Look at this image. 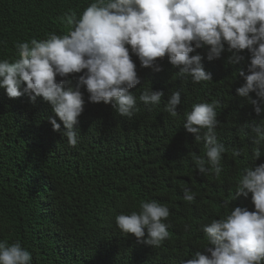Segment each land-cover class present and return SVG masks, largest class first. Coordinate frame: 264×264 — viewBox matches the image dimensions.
I'll return each instance as SVG.
<instances>
[{
  "label": "trees",
  "instance_id": "obj_1",
  "mask_svg": "<svg viewBox=\"0 0 264 264\" xmlns=\"http://www.w3.org/2000/svg\"><path fill=\"white\" fill-rule=\"evenodd\" d=\"M92 2L0 0V60L18 59V42L67 35L63 18L72 13L79 18ZM197 53L212 81L194 83L178 76L167 57L158 58V72L141 67L130 53L140 79L130 91L137 97L150 87L164 93L159 106L138 100L131 118L118 115L110 104L89 102L81 87L84 107L75 126V147L61 135L63 124L42 98H9L0 88V241L19 242L31 253L32 264H185L197 252L207 254L203 225L225 218L237 206L253 211L251 194L235 196L243 170L264 163V145L253 160L257 146L246 127L258 124L264 113L257 116L236 94L244 83L239 72L249 74L250 54L237 53L243 59L233 64L226 45L212 61L206 49L190 55ZM80 74L67 77L71 86ZM172 91L181 93L177 117L164 111ZM249 96L258 99L254 92ZM212 100L219 101L217 140L227 149L218 178L195 171L191 155L205 156L204 144L182 126L193 104ZM49 117L61 123V132L52 130ZM233 150L240 155L233 156ZM185 187L196 194L191 204L182 199ZM141 201L170 209L165 221L170 238L160 247L137 243L115 225L117 215L139 211Z\"/></svg>",
  "mask_w": 264,
  "mask_h": 264
},
{
  "label": "clouds",
  "instance_id": "obj_2",
  "mask_svg": "<svg viewBox=\"0 0 264 264\" xmlns=\"http://www.w3.org/2000/svg\"><path fill=\"white\" fill-rule=\"evenodd\" d=\"M63 19L69 25L67 35L53 33L44 40L18 42L19 58L0 60V88L9 98L22 94H29L31 100L42 98L63 124L61 132V123L49 117L52 130L61 132L71 147L79 140L75 126L84 107L81 87L89 102L110 104L127 118L138 111V100L144 105L161 104V91L146 88L139 97L130 91L140 84L131 54L141 67L157 72L161 70L158 58L167 57L179 70L178 76L201 83L212 81L211 73L204 69V57L190 53L206 49V59L212 61L221 57L226 45L233 53L229 62L235 64L243 59L237 53L247 50L249 74L239 72L244 83L236 94L253 106L257 116L264 113V0H94L79 18L72 13ZM70 74H80L75 87L67 79ZM252 92L258 99L249 96ZM180 104V91H172L164 111L177 117ZM218 106L216 100L195 103L182 124L195 142L204 144L205 156L191 155L195 171L217 178L227 151L217 140ZM246 127L254 134L255 160L261 156L259 146L264 145V119ZM239 155L233 150V156ZM249 194L254 210L237 206L225 218L203 225L207 254L197 252L185 264H264V163L245 168L239 178L235 196ZM195 196L190 188H183L185 202L193 203ZM169 216L167 205L141 201L139 211L117 215L115 225L122 234H132L137 243L160 247L170 238L165 222ZM0 264H32L31 253L19 242L0 241Z\"/></svg>",
  "mask_w": 264,
  "mask_h": 264
}]
</instances>
